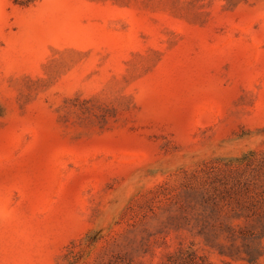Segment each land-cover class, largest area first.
<instances>
[{"label": "rangeland", "instance_id": "374dc122", "mask_svg": "<svg viewBox=\"0 0 264 264\" xmlns=\"http://www.w3.org/2000/svg\"><path fill=\"white\" fill-rule=\"evenodd\" d=\"M0 264H264V0H0Z\"/></svg>", "mask_w": 264, "mask_h": 264}]
</instances>
